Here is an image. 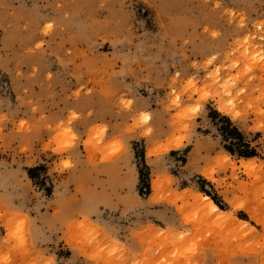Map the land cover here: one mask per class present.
<instances>
[{"label":"rangeland","instance_id":"1","mask_svg":"<svg viewBox=\"0 0 264 264\" xmlns=\"http://www.w3.org/2000/svg\"><path fill=\"white\" fill-rule=\"evenodd\" d=\"M0 264H264V0H0Z\"/></svg>","mask_w":264,"mask_h":264},{"label":"bare ground","instance_id":"2","mask_svg":"<svg viewBox=\"0 0 264 264\" xmlns=\"http://www.w3.org/2000/svg\"><path fill=\"white\" fill-rule=\"evenodd\" d=\"M223 109H224V107H222ZM222 109V110H223ZM175 147V146H177V143H174V144H165V146H164V148H163V150H167L168 148H170V147ZM151 152H154V150H150V153ZM150 155V154H149ZM204 198L206 199V202H207V206L209 207V209H210V211L211 212H215V213H221L222 211L218 208V206L209 198V197H207V196H204ZM223 213V212H222ZM230 219V218H229ZM231 220H232V218H231ZM242 222V221H241ZM244 222V221H243ZM242 222V223H243ZM240 223V222H239ZM246 223V222H245ZM240 225H241V223H240ZM243 225V224H242Z\"/></svg>","mask_w":264,"mask_h":264},{"label":"trees","instance_id":"3","mask_svg":"<svg viewBox=\"0 0 264 264\" xmlns=\"http://www.w3.org/2000/svg\"><path fill=\"white\" fill-rule=\"evenodd\" d=\"M226 129H228V128H226ZM235 133H237V132H236V129H234V128H230V130H228V134H235ZM238 138H240V137H238ZM228 149H229V148H228ZM238 154H239L240 156L249 157V156H252V155H253V151L240 150V151L238 152Z\"/></svg>","mask_w":264,"mask_h":264},{"label":"crops","instance_id":"4","mask_svg":"<svg viewBox=\"0 0 264 264\" xmlns=\"http://www.w3.org/2000/svg\"><path fill=\"white\" fill-rule=\"evenodd\" d=\"M128 161H129V156H128Z\"/></svg>","mask_w":264,"mask_h":264}]
</instances>
